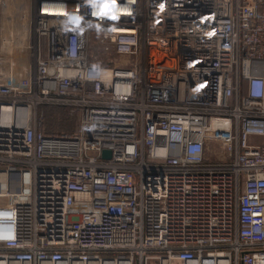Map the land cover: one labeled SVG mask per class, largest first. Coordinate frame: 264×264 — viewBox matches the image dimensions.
I'll list each match as a JSON object with an SVG mask.
<instances>
[{
    "label": "built area",
    "instance_id": "built-area-1",
    "mask_svg": "<svg viewBox=\"0 0 264 264\" xmlns=\"http://www.w3.org/2000/svg\"><path fill=\"white\" fill-rule=\"evenodd\" d=\"M0 179V264H264V0H0Z\"/></svg>",
    "mask_w": 264,
    "mask_h": 264
},
{
    "label": "rangeland",
    "instance_id": "rangeland-1",
    "mask_svg": "<svg viewBox=\"0 0 264 264\" xmlns=\"http://www.w3.org/2000/svg\"><path fill=\"white\" fill-rule=\"evenodd\" d=\"M40 115L45 117V127L54 132H71L74 130L73 118L69 117L64 107L44 104Z\"/></svg>",
    "mask_w": 264,
    "mask_h": 264
},
{
    "label": "water",
    "instance_id": "water-1",
    "mask_svg": "<svg viewBox=\"0 0 264 264\" xmlns=\"http://www.w3.org/2000/svg\"><path fill=\"white\" fill-rule=\"evenodd\" d=\"M103 155H104L105 157H110V151H108V150H104V151H103Z\"/></svg>",
    "mask_w": 264,
    "mask_h": 264
},
{
    "label": "trees",
    "instance_id": "trees-1",
    "mask_svg": "<svg viewBox=\"0 0 264 264\" xmlns=\"http://www.w3.org/2000/svg\"><path fill=\"white\" fill-rule=\"evenodd\" d=\"M67 114H68V113H67ZM43 122H44V125H45V117H44V121H43ZM45 129H46V128H45ZM46 131L49 132V133L54 132V131H52V130H47V129H46Z\"/></svg>",
    "mask_w": 264,
    "mask_h": 264
},
{
    "label": "clouds",
    "instance_id": "clouds-1",
    "mask_svg": "<svg viewBox=\"0 0 264 264\" xmlns=\"http://www.w3.org/2000/svg\"><path fill=\"white\" fill-rule=\"evenodd\" d=\"M107 7H108V5H107V4H105V5H104V8H107Z\"/></svg>",
    "mask_w": 264,
    "mask_h": 264
},
{
    "label": "bare ground",
    "instance_id": "bare-ground-1",
    "mask_svg": "<svg viewBox=\"0 0 264 264\" xmlns=\"http://www.w3.org/2000/svg\"><path fill=\"white\" fill-rule=\"evenodd\" d=\"M2 181H3V180H2V179H0V184H1V185H2Z\"/></svg>",
    "mask_w": 264,
    "mask_h": 264
},
{
    "label": "snow or ice",
    "instance_id": "snow-or-ice-1",
    "mask_svg": "<svg viewBox=\"0 0 264 264\" xmlns=\"http://www.w3.org/2000/svg\"><path fill=\"white\" fill-rule=\"evenodd\" d=\"M76 19H77V22H79V21H78V18H76Z\"/></svg>",
    "mask_w": 264,
    "mask_h": 264
}]
</instances>
